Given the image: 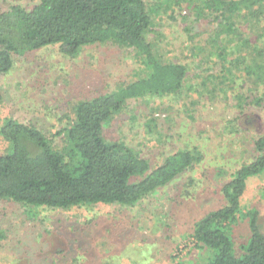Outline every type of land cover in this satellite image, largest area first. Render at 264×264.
<instances>
[{
    "label": "rangeland",
    "instance_id": "obj_1",
    "mask_svg": "<svg viewBox=\"0 0 264 264\" xmlns=\"http://www.w3.org/2000/svg\"><path fill=\"white\" fill-rule=\"evenodd\" d=\"M37 1L0 0V11ZM144 1L153 21L147 40L161 60L184 64L186 78L176 96L129 100L104 125V137L123 140L152 167L179 148L196 147L201 158L130 207H29L0 199V224L18 239L14 250H28L21 264H37L36 253L41 264H198L211 256L196 245L193 225L226 204L221 186L233 168L252 160V140L264 134V81L243 69L264 59V14L216 13L204 0ZM145 74L135 50L115 41L87 45L72 57L58 45L15 56L12 69L0 74V125L6 116L35 122L59 147L58 131L78 101ZM6 149L0 135V154ZM248 209L258 210L264 231V171L248 177L230 225L236 254L250 238ZM12 257L9 250L0 260Z\"/></svg>",
    "mask_w": 264,
    "mask_h": 264
},
{
    "label": "trees",
    "instance_id": "obj_2",
    "mask_svg": "<svg viewBox=\"0 0 264 264\" xmlns=\"http://www.w3.org/2000/svg\"><path fill=\"white\" fill-rule=\"evenodd\" d=\"M204 3L216 13L248 10L255 19L264 14V0ZM152 26L144 0H38L31 8L11 4L0 11V74L12 69L15 56L49 45H58L63 55L72 57L82 47L109 41L132 47L146 71L116 89L78 101L73 107V119L58 131L62 135L59 147H54L37 123L4 117L0 135L7 149L0 154L1 200L65 209L99 203L130 207L199 162L201 155L196 147L179 148L152 167L147 158L123 140L109 141L104 137V125L129 100L176 96L182 90L187 67L163 61L155 54L146 38ZM243 69L255 80L264 81V59ZM252 148V160L233 168L219 190L226 204L193 225L196 245L211 251V256L198 264H264V231L257 209L245 213L250 238L240 254L235 253L228 233L230 225L238 220L240 197L248 177L264 171V134L252 140ZM12 233V228L4 229L0 224L1 260L5 262L9 250L13 255L9 262L0 260V264H21L26 259L28 250H14L12 243L18 239H10ZM41 256L36 253L33 262L44 263L38 259Z\"/></svg>",
    "mask_w": 264,
    "mask_h": 264
}]
</instances>
